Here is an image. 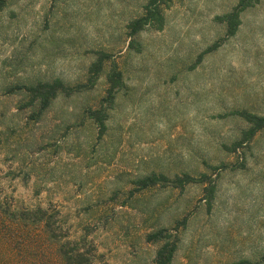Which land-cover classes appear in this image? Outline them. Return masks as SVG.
<instances>
[{
    "label": "rangeland",
    "instance_id": "374dc122",
    "mask_svg": "<svg viewBox=\"0 0 264 264\" xmlns=\"http://www.w3.org/2000/svg\"><path fill=\"white\" fill-rule=\"evenodd\" d=\"M147 1L7 0L0 199L14 212L50 209L71 238L95 246L98 262L157 264L162 243L148 235L165 228L179 235L171 264H264V130L228 149L249 128L237 111L264 115V0L210 52L226 33L219 17L239 0H172L164 28L143 31L137 52L127 26ZM100 51L126 81L105 135L86 110L106 94L107 70L91 90L42 111L27 105L25 86L85 82ZM152 173L207 174L217 187L211 202L197 182L134 192ZM55 248L40 224L0 218V264H58Z\"/></svg>",
    "mask_w": 264,
    "mask_h": 264
},
{
    "label": "trees",
    "instance_id": "16d2710c",
    "mask_svg": "<svg viewBox=\"0 0 264 264\" xmlns=\"http://www.w3.org/2000/svg\"><path fill=\"white\" fill-rule=\"evenodd\" d=\"M259 0H239L238 4L228 13L220 16L226 24V33L223 38L217 41L206 52L218 49L224 41L235 36L242 25L241 15L250 7L255 6ZM172 0H148L142 15L132 19L128 24V35L131 38V49L139 52L142 49L141 42L138 40L140 34L147 30H162L166 24L165 10L171 4ZM7 0H0V11L5 7ZM204 55L201 54V58ZM108 65V66H107ZM108 67V69H107ZM106 72L107 89L106 94L102 97L96 107H89L86 110L89 118L92 119L99 128L100 136L105 135L107 131V121L110 111L114 108L117 94L126 87L124 73L119 63L111 59L109 53L98 52L97 59L89 68V75L85 82L75 85L68 84L62 79H55L48 82H38L31 86H25L28 94V106H39L42 110L49 107L54 99L59 95L65 94L72 96L86 90L93 89L100 80L103 72ZM245 119L249 128L242 134L240 140L236 141L232 146H228L231 151L238 150L244 143H250L254 137L264 130V115L248 112L237 111ZM206 184L205 189L209 195V202L214 197L216 191V181L207 174L200 177L192 176L188 173L176 175L174 177L165 174L152 173L150 175L140 177L134 183L137 185L134 192L157 186L174 187L184 189L192 183ZM0 218L8 219L11 223L18 225L23 223L40 224L43 226L52 244L56 246L58 255V264H108L98 262V254L93 244L89 243L86 238L73 239L70 237L60 224L58 215L51 212L48 208L38 207L35 209H24L20 212H14L10 207H5L0 199ZM178 231V228H177ZM149 241L161 242L160 249L157 252V264H171L178 250L179 235L178 232L173 234L169 229H161L148 235Z\"/></svg>",
    "mask_w": 264,
    "mask_h": 264
}]
</instances>
